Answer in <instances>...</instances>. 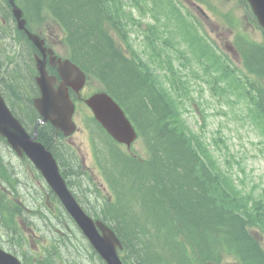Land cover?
<instances>
[{"label": "rangeland", "instance_id": "obj_1", "mask_svg": "<svg viewBox=\"0 0 264 264\" xmlns=\"http://www.w3.org/2000/svg\"><path fill=\"white\" fill-rule=\"evenodd\" d=\"M170 1L176 3L180 8L181 20L185 23H195L204 38L187 39L188 43L185 42L182 38L183 35H186L184 26L178 22L177 10L168 0H122L126 11L132 13L131 17L126 16L123 21L128 24L138 22V25L129 28V37L126 42H122L121 39L109 33L114 41V43L110 42L113 48L123 52L132 63L139 64V68L132 70L139 71V74L132 73L136 74L134 75L135 79L144 80L145 85L151 90V94L159 99L160 105L163 107L161 112L149 109L147 107L149 98L144 100L140 94V98H129L123 91L117 89V84L113 80L107 85L111 94L129 110V117L136 119L139 137L131 144V151L143 159L150 155L154 157L155 151L152 147L157 139V128L163 121L173 122V125L189 134L193 143L199 142V139L191 132L203 131L206 135L205 139L212 149H210V157L214 156L218 164L236 174L238 179H242L243 185L247 189L255 185L258 191L261 188L264 190V146L260 145L262 142L264 143V139L252 120L250 118L246 120L243 112L246 110L245 105L234 93L226 94L228 91L220 88L222 93L217 91L218 94H216L211 90L218 85L220 79L218 73L221 71V66L233 70V65L239 70H243L241 56L235 47L236 42L231 44L234 33H241L244 38L259 43L263 48L264 35L238 0H210L212 8L205 4H199L203 8L202 11H198L196 6L188 0ZM224 14L229 16L231 28L228 27ZM28 16L34 31H39L48 42L52 43L57 53L66 55L67 48L63 31L52 20L45 3L40 6L35 15H30L28 12ZM153 19H155V23H153ZM151 22L152 33L148 32L149 38L147 39L141 33L148 30V25ZM103 24L107 27V22ZM5 27L6 23L3 22L2 28ZM108 32H112V30H108ZM179 32L183 35H179ZM2 34L4 35L3 32ZM10 34L13 39L9 44H6L5 39L0 38V50H4L6 47L14 50V46L10 45L12 42L20 41L19 43L23 42L26 45L23 40H18L13 33ZM20 37L22 38V36ZM206 40L210 44H207ZM184 42L193 52L186 48ZM192 46L203 48L208 58L211 56L213 60L215 58L223 59L225 63L210 65L204 60H198L196 56L200 51ZM26 47L28 48L27 45ZM19 49L20 44L16 50ZM180 50H183L188 56L190 65H186V60L176 59ZM184 62L185 66L180 67L179 64ZM108 64L113 71V64ZM124 66L130 69L129 64L124 63ZM86 70L90 76H88L84 92L88 94L91 91L104 89L102 85L104 83L100 82L89 68ZM111 71L107 74L104 72V76L110 78ZM174 72L179 81L181 96L179 94L177 96V93H173L170 88ZM247 73H249L248 70ZM252 76L254 79L260 80L255 75ZM120 78L121 81L129 82V78L125 75H120ZM100 79L104 81L102 78ZM135 79L133 82H136ZM146 83L152 86L149 87ZM227 83L224 84L232 86ZM18 97L22 102L17 105L19 108L24 107L26 111L25 105L28 104L29 91L23 87ZM150 97L152 96L150 95ZM162 112L166 114H164V118H162ZM23 114L26 118L25 112ZM89 116L85 109L80 108L74 118L78 128L66 141L71 149L63 147H56V149L64 169L66 170L64 165L69 167L67 172L73 173L76 179L73 180L74 187L72 188L79 195L84 206L91 214L103 216L105 202H112L111 192L106 191L108 188L102 177L100 161H94V158L100 157V151L105 153L107 150L115 151L120 158L122 155L126 156L128 152L124 150L123 146L115 144ZM219 135L221 139L217 140ZM72 151L76 154L75 157ZM105 157L104 166L111 169L113 158L107 154ZM0 158L2 163L4 160L8 161L11 164L10 169L18 174V178L14 179L10 186V191L12 192L11 199L16 202L23 214L20 219L19 233L27 240L32 238L36 247L34 250L27 251L12 230L6 232L2 226L4 208L1 210L0 216V245L11 252L18 253L27 261L33 256L43 258L50 251L54 257L53 264H100L97 257L89 250L80 232L76 231V226L71 225L67 215L47 195L44 184L35 177L37 174L33 170L31 172L29 167H25L2 144H0ZM77 160L81 164L77 165ZM70 177L72 179V175ZM35 209L38 211L36 212ZM57 216H60L61 219ZM63 221L66 223L62 224ZM249 229L259 237L260 246L264 252V239L261 238L262 236L256 228ZM229 258V264H236L232 257ZM52 259L50 255H47L43 264L52 262Z\"/></svg>", "mask_w": 264, "mask_h": 264}, {"label": "trees", "instance_id": "obj_2", "mask_svg": "<svg viewBox=\"0 0 264 264\" xmlns=\"http://www.w3.org/2000/svg\"><path fill=\"white\" fill-rule=\"evenodd\" d=\"M46 1L30 0L29 14L35 15ZM50 1L68 30L75 58L87 63L82 64L89 70L100 69L97 74L107 84L113 80L129 98L140 94L145 100L146 86L124 66L99 26V17L107 11L110 0ZM10 35L1 33L0 38L9 44L13 39ZM19 44L18 51L8 47L0 50V81L7 93L30 82L29 50L23 42ZM254 62L264 66V53ZM108 63L113 64V71ZM110 71L112 76L104 79V72ZM120 75L129 82L121 81ZM255 89L252 113L264 116V87ZM149 102L153 110H163L160 101ZM156 135L154 157L146 163L124 155L120 158L111 150L106 153L113 158L108 174L114 199L104 204L108 210L103 208V218L120 238L125 264H229L231 256L239 264H264L258 238L248 230L253 226L264 233V200L256 199L253 191L238 188L204 145L195 147L189 134L173 122L163 121ZM39 136L48 142L46 133ZM1 208L0 203V216ZM2 226L11 232L7 221ZM48 255L52 256L51 252Z\"/></svg>", "mask_w": 264, "mask_h": 264}, {"label": "water", "instance_id": "obj_3", "mask_svg": "<svg viewBox=\"0 0 264 264\" xmlns=\"http://www.w3.org/2000/svg\"><path fill=\"white\" fill-rule=\"evenodd\" d=\"M249 1L258 16L259 22L262 24L264 28V0H249ZM13 11L16 15L18 14V11L15 8H13ZM18 27H21L20 22H18ZM29 36L31 38H34L30 34ZM98 96L100 95L92 96L91 99L87 100V102L91 105L92 109L94 110L100 122L108 129V123L106 122L108 119L106 118V115L103 117L102 112L95 104L97 103L95 99ZM98 98H101L102 100L106 99L103 96ZM103 106H104V102H103ZM0 110L3 112L2 113L3 115L0 119L4 121H8L10 119L8 114H6V112L2 107H0ZM58 119H60L65 126L66 124L70 123L69 118L65 115H60ZM124 130L126 132H130V129L128 127H124ZM109 132L118 140L121 141L128 140L127 138H123L122 135L119 136L116 133L115 129H110ZM37 151L42 154V157L39 158L33 157L34 162L37 164V166L40 167L43 174L48 179L51 187L58 191L60 199L65 203L66 208L69 210L70 214L75 218V220L77 221V223L79 224L85 235L89 238V240L94 245V247L99 251V253L105 258V260L109 264H120L114 249L115 245H119V241L114 236L113 232H111L108 228L103 226L98 221H95V223L92 222L90 218H88L83 214V212L80 210V208L75 203L73 198L70 196L67 189L64 188L62 180L60 179L57 173L56 164L54 163L48 152L42 149H38ZM95 224L100 228L102 235L98 234L97 230L95 229Z\"/></svg>", "mask_w": 264, "mask_h": 264}, {"label": "bare ground", "instance_id": "obj_4", "mask_svg": "<svg viewBox=\"0 0 264 264\" xmlns=\"http://www.w3.org/2000/svg\"><path fill=\"white\" fill-rule=\"evenodd\" d=\"M2 0H0V2H1ZM3 38V37H2ZM10 39V38H9ZM17 62H18V60H17ZM1 75V74H0ZM1 159V158H0ZM31 209H32V207H31ZM87 209V208H86ZM147 210V209H146ZM34 211V210H33ZM91 213V212H90ZM145 213V212H144ZM114 215V214H113ZM113 218V217H112ZM111 219V218H110ZM137 236V235H136ZM137 239H139V238H137ZM142 241V240H141ZM143 243V242H142ZM1 244V243H0ZM1 246V245H0ZM5 249V248H4ZM123 249V248H122ZM7 251H9L8 249H6ZM90 250V249H89ZM9 252H11V251H9ZM11 253H15V252H11ZM58 258V257H57ZM174 261V260H173ZM51 264H53V261L51 262ZM56 264V263H55Z\"/></svg>", "mask_w": 264, "mask_h": 264}]
</instances>
